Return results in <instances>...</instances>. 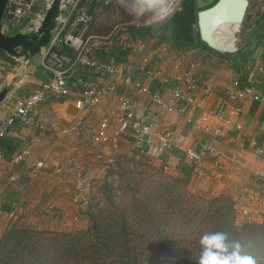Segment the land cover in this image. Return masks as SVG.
I'll return each mask as SVG.
<instances>
[{"label": "crops", "instance_id": "crops-1", "mask_svg": "<svg viewBox=\"0 0 264 264\" xmlns=\"http://www.w3.org/2000/svg\"><path fill=\"white\" fill-rule=\"evenodd\" d=\"M89 10L90 33H97L91 25L98 19L109 26L114 18L119 21L120 15L124 20L130 18L120 8L115 15L105 8ZM141 28L147 26L125 25L113 33L94 56L98 70L77 71L86 84L113 86L96 106L77 109L73 104L77 94L47 95L26 124L15 122L6 132L0 142L1 229L34 215L46 222L40 216L50 213L47 211L58 202L68 207L78 205V194H69L73 181L61 177L71 169L76 171L78 162L85 158L99 165L124 154L142 161L150 158V148L140 151L132 122L125 132L114 136L122 98L128 99L135 116L150 123L154 133L151 142H157L160 133H171L164 156L154 162L156 167L199 196H228L235 219H264V181L257 174L264 166V71H259L260 66L264 68V0H248L241 38H237L241 42L234 41L232 52H216L200 45L177 48L173 42L161 40L153 28L130 31ZM140 42L144 44L142 51L137 49ZM20 58V66L8 68L0 59V91L5 90L0 99V120L14 98L32 92L48 77L31 58ZM24 60L27 65H23ZM186 72L194 85L195 105L172 100L174 78H182ZM135 84L171 100L173 109L159 107ZM178 84L186 91L182 79ZM242 86H250L257 98L227 99L228 90ZM186 147L205 154L200 174L185 157Z\"/></svg>", "mask_w": 264, "mask_h": 264}, {"label": "trees", "instance_id": "trees-1", "mask_svg": "<svg viewBox=\"0 0 264 264\" xmlns=\"http://www.w3.org/2000/svg\"><path fill=\"white\" fill-rule=\"evenodd\" d=\"M180 6L163 26L131 33L153 28L177 48L206 47L192 26L193 0ZM0 59L13 61L1 50ZM121 158L106 165L95 199L103 207L88 204L84 228L54 232L12 223L0 234V264H198L199 238L208 231L251 241L245 251L264 264V219L237 223L228 196L194 195L159 168L132 157L123 166Z\"/></svg>", "mask_w": 264, "mask_h": 264}, {"label": "built area", "instance_id": "built-area-1", "mask_svg": "<svg viewBox=\"0 0 264 264\" xmlns=\"http://www.w3.org/2000/svg\"><path fill=\"white\" fill-rule=\"evenodd\" d=\"M49 2L50 0L45 2L44 11ZM34 3L35 0H6L4 14L10 13V19L6 20L11 23V27L15 28V32L18 29L17 25H20L21 21L30 13L34 12V15L39 17L38 12L34 11ZM59 5L60 10L54 26L50 30L48 41L36 54L38 65L48 74V77L40 81L32 92L12 100L4 117L0 120V142L15 122L19 124L28 122L35 108L47 95L65 97L77 94L73 98V104L77 109L84 110L96 106L105 91L112 90L113 86H99L94 82L86 84L80 76H77V71L79 69H85L89 72L98 70L94 56L104 43L109 42L113 33L124 29L125 25H146L143 20L130 16L126 20L115 22L109 33L104 35L90 33L88 23L92 15L89 8L92 10L96 8L98 11L105 8L115 15L118 9L115 4L109 0H60ZM143 46L144 44L140 42L137 44V49L142 51ZM23 62V65L28 64L27 60ZM259 71L263 72L264 68L260 66ZM174 79L175 84L171 85L172 100L195 105L196 101L191 93L194 90V85L190 82L189 74L186 72L182 78L175 77ZM181 79L186 84V91H183L178 84ZM135 85L139 91L147 94L150 100L159 107L168 111L173 109L171 100L165 101L159 93L149 92L145 86ZM226 96L228 100L257 98V94L250 86L228 90ZM118 108L122 113L118 118V127L114 131V136L125 132L129 123L132 122L134 138L141 145L140 151L142 152L146 147L150 148V158L144 162L153 164L156 159L162 158L169 145L171 133L168 131L160 133L157 142H151L150 139L154 133L150 129V123L143 116H135L132 113L128 99H120ZM184 155L194 164V171L200 174L199 167L205 154L191 147H186ZM257 174L264 181V166Z\"/></svg>", "mask_w": 264, "mask_h": 264}, {"label": "rangeland", "instance_id": "rangeland-1", "mask_svg": "<svg viewBox=\"0 0 264 264\" xmlns=\"http://www.w3.org/2000/svg\"><path fill=\"white\" fill-rule=\"evenodd\" d=\"M46 1L47 0H35L34 11L38 12L37 14L39 15V17L35 16L34 12L30 13L21 21L22 23L20 22L21 23L20 25H17L18 29L16 30V32H30L31 30H34L36 27H38L40 20H41V17L44 13L43 7H44V4ZM183 1H185V0H181V3ZM190 2L192 3V0H190ZM117 8L119 9V7H117ZM194 11H196V8L193 7V12ZM247 12H248V6L246 9V14H247ZM123 18H124V15L119 16V20H124ZM125 19H128V16ZM96 22H97L96 25L94 23L91 25L92 31L97 32L98 34L104 35L112 27V25L116 22V19L114 18L113 24L111 23L109 26L101 23L100 19H98V21H96ZM8 24H9V26H8ZM10 24L11 23L9 21H7L6 18L4 17L0 23L1 31L5 32L6 34H13L15 32V28L11 27ZM192 26H193V28H195L194 24H192ZM234 36L236 39L239 36H241V25L238 27V30L235 32ZM239 38H241V37H239ZM239 41L241 42V39L235 40V44L238 43ZM9 57H11V56H9ZM11 58L13 61L5 62L6 63L5 66L7 68L11 67V66H20V64L22 63V61H21L22 58H20V57H11ZM30 61H33L35 63V65H38V60H37L36 55H34ZM118 157L119 156H117V158ZM121 157H122L121 158L122 160L120 159V161H121L120 163L123 166H130V163H129L130 157H132V160H139L136 157H133L129 154L121 155ZM140 161H142V160H140ZM149 165L156 167L155 163L149 164ZM78 166L79 167H78V169H76V171L74 169H71L69 174H66L64 178L61 177L62 179H64V181H67V180H69L71 182L73 181L71 183L73 185L72 190L69 191V194H71V193L78 194V196H76L77 199H80L78 205H75L73 207H68L65 203L58 202L54 206V209H52L53 212H52V210L51 211L48 210L47 212H50V213H46L43 216L42 215L40 216L43 219H47V221L45 220L46 222L40 221V219H37V216L34 215V216H28V217L23 218V219H19L17 222H14V223L22 224L21 226H28V227L34 228L36 230H51L54 232H56V231L71 232L72 230H75V229L84 228V226H86V224H87L86 211L91 210L90 205H88V204L90 202H92L91 204L93 205L94 202L96 201L95 199L98 197V186H99L103 176L106 173L105 170L107 169V166L106 165H99L98 163L93 162L92 159H88V158H85L84 161H81V162L79 161ZM156 168H158V167H156ZM159 169L165 173V171L162 167ZM67 193L68 192H65L64 194L67 195ZM192 194L198 195L197 193H192ZM96 202H97L96 207H99V208L103 207L102 201H96ZM243 220H245V219H243V218L235 219V221L237 223H240ZM9 224H11V223H9ZM9 224L7 223L6 227H8ZM6 227H4V228H6ZM3 230L4 229H1V226H0V234L3 232Z\"/></svg>", "mask_w": 264, "mask_h": 264}, {"label": "water", "instance_id": "water-1", "mask_svg": "<svg viewBox=\"0 0 264 264\" xmlns=\"http://www.w3.org/2000/svg\"><path fill=\"white\" fill-rule=\"evenodd\" d=\"M60 0H50L38 27L31 33L14 32L6 34L0 29V50L11 57L32 58L43 47L55 24ZM6 0H0V23L4 18L10 19V13L4 14ZM195 12V29L199 39L206 47L216 52L235 50V33L232 28L243 22L248 0H193ZM5 90L0 91V99Z\"/></svg>", "mask_w": 264, "mask_h": 264}, {"label": "clouds", "instance_id": "clouds-1", "mask_svg": "<svg viewBox=\"0 0 264 264\" xmlns=\"http://www.w3.org/2000/svg\"><path fill=\"white\" fill-rule=\"evenodd\" d=\"M129 16L148 26H163L180 10L181 0H109ZM198 264H262L246 248L252 247L230 238L225 231H208L199 238Z\"/></svg>", "mask_w": 264, "mask_h": 264}, {"label": "bare ground", "instance_id": "bare-ground-1", "mask_svg": "<svg viewBox=\"0 0 264 264\" xmlns=\"http://www.w3.org/2000/svg\"><path fill=\"white\" fill-rule=\"evenodd\" d=\"M59 7H60V5H58V12H59ZM57 15H58V13H57ZM57 15L54 17V20L56 19V17H57ZM236 26H234L233 28H232V31L235 33L236 32ZM35 30V29H34ZM34 30H31L29 33H31L32 31H34ZM23 33H25V32H23Z\"/></svg>", "mask_w": 264, "mask_h": 264}]
</instances>
